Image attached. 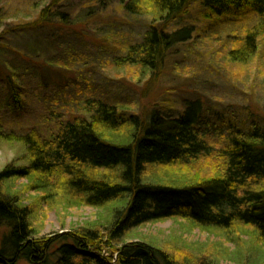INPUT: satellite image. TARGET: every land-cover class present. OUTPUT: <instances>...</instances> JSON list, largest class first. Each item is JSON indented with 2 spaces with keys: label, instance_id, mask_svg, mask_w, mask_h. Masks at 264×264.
Here are the masks:
<instances>
[{
  "label": "trees",
  "instance_id": "16d2710c",
  "mask_svg": "<svg viewBox=\"0 0 264 264\" xmlns=\"http://www.w3.org/2000/svg\"><path fill=\"white\" fill-rule=\"evenodd\" d=\"M105 1L121 5L131 17L151 19L141 40L129 45L123 62L116 63L119 69H138L137 82L143 78L154 83L169 52L190 42L193 15L211 27L245 26L227 49V63L250 67L261 54L264 0ZM54 5L18 28L4 25L1 11L0 28L5 27L0 49L22 31H48L67 23L68 13L62 7L53 10ZM7 72L1 67L0 78L6 77L8 95L19 109L20 86L13 71ZM182 108L173 119L168 110H177L174 104L160 101L149 115L144 110L127 118L129 108L89 99L50 139L35 130L8 133L0 125V143L24 145L29 159L24 166L13 164L0 172V228L8 230L0 245V264H48L51 257L54 264H216L204 254L187 262L149 242L128 240L146 224L176 218L228 235L244 228L264 245V118L248 115L245 125L222 129L207 123L204 114L210 108L205 101L185 102ZM208 138L215 140L214 146ZM163 164L177 168V174L184 172L180 186L145 182L146 169ZM20 180L27 181L24 192L16 190ZM31 193L50 208L102 211L106 223L43 239L35 203L23 200Z\"/></svg>",
  "mask_w": 264,
  "mask_h": 264
},
{
  "label": "rangeland",
  "instance_id": "374dc122",
  "mask_svg": "<svg viewBox=\"0 0 264 264\" xmlns=\"http://www.w3.org/2000/svg\"><path fill=\"white\" fill-rule=\"evenodd\" d=\"M52 4L53 10L62 7L68 13L67 23L48 31H22L1 45L0 68L7 74V69L13 71L22 95L18 109L8 95L6 77L0 78V125L6 132L26 134L35 130L50 139L62 124L81 112L89 99L127 107V118L145 111L149 115L155 104L167 101L177 109L168 110L173 119L180 117L185 102L201 100L210 108L204 114L207 123L222 129L245 125L248 115L264 118V39L261 54L250 67L225 61L227 49L233 47L245 26L226 23L220 28L211 27L201 17L190 16L189 23L194 27L190 42L169 52V61L150 85L143 78L137 82L138 69L116 66L125 59L128 46L141 40L151 25L147 17H131L121 5L105 0H0V12L6 17L4 25L18 28L37 20L41 11ZM213 140L208 138V144L214 146ZM28 160L24 145L15 141L0 143V172L9 165L24 166ZM175 170L165 164L150 167L145 182L180 186L177 181L185 178L181 177L184 172L177 174ZM26 183L20 180L16 190L24 192ZM37 197L35 193L26 194L23 200L35 203L43 239L106 223L102 211L91 207L50 208L41 205ZM189 222L176 218L146 224L128 240L149 242L187 262L204 254L216 264H264V245L248 230L232 229L228 235ZM7 231L0 228V245ZM53 259L48 264H54ZM17 264L31 263L21 260Z\"/></svg>",
  "mask_w": 264,
  "mask_h": 264
}]
</instances>
